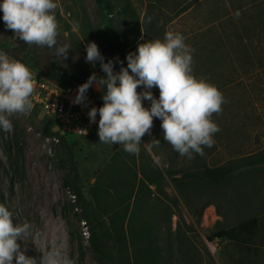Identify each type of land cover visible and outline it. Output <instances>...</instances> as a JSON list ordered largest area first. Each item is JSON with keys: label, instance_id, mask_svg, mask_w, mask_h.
<instances>
[{"label": "rangeland", "instance_id": "374dc122", "mask_svg": "<svg viewBox=\"0 0 264 264\" xmlns=\"http://www.w3.org/2000/svg\"><path fill=\"white\" fill-rule=\"evenodd\" d=\"M108 1L114 12L110 25L101 21L97 0H54L58 37L66 38L70 44L72 37H82L81 24L86 21L93 28L91 42L113 40L115 32L120 33V19L116 1ZM132 3L140 14L143 32L152 35L150 40H163L166 31L185 37L193 50L194 75L214 84L226 101L221 113L211 117L220 130L214 135V146L205 147L203 156L194 153L192 159L181 157L164 141L162 121L154 117L151 134L142 137L140 148L145 147L149 153L145 152L143 159H153L158 168L170 170L177 177L205 165L215 167L237 160L244 165L234 181L220 187L199 185L188 192V197H183L166 176L163 192L154 186L151 193L146 192L138 207L140 221L133 222L132 227L138 231L140 223H146L149 239L141 244L151 242L158 247L162 264H241L243 259L244 263L247 259L245 264H264V162L246 165L264 153V0ZM2 17L0 11V51L31 67L25 57L30 45L15 37ZM32 46L45 58L52 53V48ZM18 52L20 56H16ZM137 91L145 89L140 86ZM150 91L159 98L158 88ZM143 106L150 108L151 102L144 100ZM33 109L18 118L11 117L10 132L0 129V204L13 212L14 223L30 224V233L18 243L27 256L34 258V264H41L43 252L53 247L60 248L71 264H98L89 236L83 232L84 219H79L81 208L63 184L72 175L71 153L61 141L45 140L43 115L35 114ZM153 139L161 142L155 150L148 144ZM67 141L73 148L84 193L91 199L89 189L117 147L100 143L98 131L92 136L69 137ZM155 196L164 199L175 214L171 216L164 207L159 208ZM251 217L260 220L255 245L241 248L227 239L207 238ZM68 222L73 224V237Z\"/></svg>", "mask_w": 264, "mask_h": 264}, {"label": "clouds", "instance_id": "9594fccd", "mask_svg": "<svg viewBox=\"0 0 264 264\" xmlns=\"http://www.w3.org/2000/svg\"><path fill=\"white\" fill-rule=\"evenodd\" d=\"M56 8L54 0L0 3L5 26L14 31L15 37L27 45L54 48L56 55L66 58L69 49L57 40ZM86 51V62L99 61L106 76L93 73L79 86L75 102L87 100L86 93L93 83L104 91L103 106L93 107L88 113L93 123L99 113L100 143L118 144L129 154H139L142 137L151 134L155 117L162 121L164 141L181 157L192 159L194 153L203 156L205 147L214 146V135L220 129L211 117L221 113L226 101L214 84L194 75L193 50L181 33L166 31L163 40L139 43L136 52L127 55V67L118 72L114 71V61L105 62L95 42L87 43ZM140 86L145 91L138 92ZM154 87L159 89V98L150 91ZM33 92L30 69L0 51V129L5 133L13 129L11 117L18 118L32 110ZM144 100L151 102L150 108L143 106ZM160 143L153 139L148 144L158 147ZM30 229L28 223H14L13 212L0 204V264H34V258L27 256L18 243ZM40 260L41 264H71L58 247L43 252Z\"/></svg>", "mask_w": 264, "mask_h": 264}, {"label": "trees", "instance_id": "16d2710c", "mask_svg": "<svg viewBox=\"0 0 264 264\" xmlns=\"http://www.w3.org/2000/svg\"><path fill=\"white\" fill-rule=\"evenodd\" d=\"M115 1L117 16L120 19V33L115 32L113 40L98 41L97 45L105 58V62L114 61V71L118 72L121 67H127V55L130 52H136L138 44L149 41L152 35H145L143 32L140 14L134 7L132 0ZM97 11L103 23L113 24L114 12L108 0H97ZM81 28L82 37H72L70 44L66 42V38L63 37L61 40L60 37H57L58 43L66 45L69 49L66 58L56 55L54 48H52V53L45 58L36 51L34 46L30 45L25 51L27 63L62 87L80 86L87 82L93 73L97 76H106L99 61L95 64L86 62V44L93 40L94 33L93 28L86 21L81 24ZM144 36L146 38L142 40L141 38ZM20 55L18 52L16 56ZM103 95L104 91L101 90L94 93V100L98 108L104 104ZM33 111L37 115L40 113L38 107H34ZM42 122L43 135H58L60 141L68 147L71 153L72 175L65 178L63 184L71 190L77 205L81 208L79 219H84L88 225L89 245L98 264L163 263L158 247L151 242L141 244V241H148L149 239L146 223H140L137 228L138 231L132 227V223L140 221L137 214L138 207L141 206L146 192L151 193V186H154L157 191L163 192L162 184L165 182L166 176L171 178L172 183L179 189L183 197H188V192L199 185L207 184L220 187L234 181L244 168V165L237 160L215 167L205 165L203 168L196 171H186L177 177L170 170L164 171L158 168L153 159H143V154L146 152L145 147L140 148L139 154H129L123 150V146L122 149H119L118 145H115L117 150L111 157V161L97 177L96 182L90 187L91 199H88L84 193V186L76 161H74L73 148L71 145H67V139L75 135L60 130L54 131L57 120L48 116H43ZM94 132L89 136H92ZM152 148L154 149V147ZM145 154L149 153L146 152ZM259 161L264 162V153L260 159L249 161L246 165L254 166ZM155 198L158 200L159 208L164 207V211H169L171 216L175 214L174 211H170L171 207L164 199L156 196ZM175 200L177 201V199ZM72 226L73 224L68 222L71 237H73ZM259 229V218L251 217L236 225L221 228L207 238L210 241L217 237L227 239L234 245L244 248L246 245L256 244ZM243 260L240 261L241 264L247 263V259L245 263Z\"/></svg>", "mask_w": 264, "mask_h": 264}, {"label": "built area", "instance_id": "2783aa9c", "mask_svg": "<svg viewBox=\"0 0 264 264\" xmlns=\"http://www.w3.org/2000/svg\"><path fill=\"white\" fill-rule=\"evenodd\" d=\"M27 67L33 73L34 92L31 97L33 107H38L43 116L57 120L54 131L60 130L75 136H89L92 132L98 131L99 113L94 123L90 122L88 115L91 108L99 109L93 97L94 93L99 91L95 83L86 93L87 100L76 103L79 85L62 87L39 70ZM45 140L58 143L60 137L58 135L45 136ZM82 226L84 234L89 236V229L85 220L82 222Z\"/></svg>", "mask_w": 264, "mask_h": 264}]
</instances>
